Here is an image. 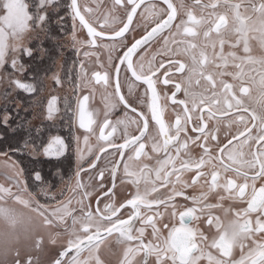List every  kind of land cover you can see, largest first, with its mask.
<instances>
[{
  "label": "snow or ice",
  "instance_id": "6c2138e0",
  "mask_svg": "<svg viewBox=\"0 0 264 264\" xmlns=\"http://www.w3.org/2000/svg\"><path fill=\"white\" fill-rule=\"evenodd\" d=\"M56 6L0 0V65L11 50L24 72L16 53L33 59L25 38L49 35ZM62 10L79 61L69 136L50 128L36 147L57 163L75 157L71 195L45 188L39 170L26 177L8 155L19 145L0 152V248L11 264H32L13 247L24 213L47 234L46 264H264V0H65ZM42 71L30 65L31 80L9 83L34 94ZM97 94L102 114L88 104ZM57 103L44 105L51 127ZM0 125L17 137L25 127L7 110ZM114 233L115 262L102 249Z\"/></svg>",
  "mask_w": 264,
  "mask_h": 264
},
{
  "label": "rangeland",
  "instance_id": "374dc122",
  "mask_svg": "<svg viewBox=\"0 0 264 264\" xmlns=\"http://www.w3.org/2000/svg\"><path fill=\"white\" fill-rule=\"evenodd\" d=\"M54 3L57 4L58 1L54 0ZM52 8L51 10H54ZM60 16V15H59ZM65 16V15H64ZM57 20V16H54ZM63 17V15L61 16ZM69 22V29L70 33H67L63 36V40L66 41L64 47L67 48L68 55L71 57L70 62H68L65 66L63 61L61 60L60 56L57 57L54 63V68L52 70H49L45 74L43 86L42 88L38 90L39 83L36 84V92L34 94H27L24 93L21 90L15 89L9 81L12 78H21V79H28L31 80L30 75L28 74V57L23 54L22 49L18 50L16 53L17 59L20 64L25 66L24 72H14V70L11 67V50H9L8 58L6 60V63L3 65H0V114H2L5 110H7L10 114V119L12 120V123L16 117L24 122L25 130L22 132V135L19 137L12 135V129H5L2 125H0V138H2V134L4 132H8L11 134L10 138H13L14 141H10L8 137L6 142L0 143V152L8 151V147L11 146L13 148H17V145L19 147L15 151V154L13 152L8 151V155L12 157L13 160L17 161L19 164L20 169L24 171V175L27 177L30 175L31 170H39L43 176L44 184L43 186L45 188L51 187L52 191L57 194L59 197V192L61 188L66 189V186L68 184L69 177H71L72 173L75 171V157L72 156L71 162H65L64 160H61L59 163H57L55 158H48L44 157L42 153L40 152L39 148L36 147V145L39 144V140L37 134L38 133H47L45 136V139H47L49 133V129L51 128L52 134H59L53 131L54 127H51L52 122L46 121L44 116V105L47 103V99L50 95H56L58 98L57 107L59 109V112L56 115V121H59L63 117L62 110L65 109L64 101H66V98L74 102V85H75V68L74 65L76 64V58H75V50L72 46L71 41V33H72V21L70 17H67ZM48 27V25H47ZM32 38L28 39L25 38V42L33 49L34 53L41 54L39 51L40 43L42 39H44L45 34L43 32H40L38 35L30 33L29 34ZM48 44V43H47ZM46 44V45H47ZM44 50V49H43ZM74 51V55L72 52ZM36 57V56H33ZM25 61V63H24ZM42 67H44V62L40 64ZM66 71H72L70 74L64 73ZM55 73L58 74L61 77L62 85L57 86L53 80L50 79L51 75ZM15 97V99H14ZM20 97L22 99L20 100ZM13 98L14 102L12 103V107L14 108V111H17V115L14 117V114L12 113V110L8 108V104L12 101L10 100ZM42 101V103H41ZM66 116V115H65ZM67 119V116H66ZM44 123L43 128L40 130L39 127L42 126V123ZM38 123H41V125H38ZM70 123V121H69ZM62 124L65 125V121L62 122ZM17 125V122L16 124ZM30 129V131H29ZM65 137L63 134H59ZM13 136V137H12ZM27 140V145L25 146L24 141ZM35 140V143H34ZM23 146V150H20V147ZM36 148L35 151L33 149ZM31 157V158H29ZM0 159H3V157H0ZM62 172V175L60 174ZM5 178L3 175H0V182H3ZM29 184H31V180L29 179ZM38 190V188L36 189ZM0 232H2L0 230ZM2 249V248H0ZM9 256V253H8Z\"/></svg>",
  "mask_w": 264,
  "mask_h": 264
},
{
  "label": "flooded vegetation",
  "instance_id": "af4514ba",
  "mask_svg": "<svg viewBox=\"0 0 264 264\" xmlns=\"http://www.w3.org/2000/svg\"><path fill=\"white\" fill-rule=\"evenodd\" d=\"M98 2L106 3L107 0H98ZM192 2L193 0H185V3H188V4H191ZM75 58H76V64L79 63L76 51H75ZM80 59H83L87 62V57H84L83 55L80 56ZM75 75H76V71H75ZM74 101H75V96H74ZM88 104L93 109L95 108L101 109V114H102L103 105L100 102L99 94H97L95 99H92L90 97ZM101 166H103V161H101ZM92 183H95V181H92ZM126 191H127L126 189L122 191L118 186L117 187V197L118 198L122 197L124 194H126ZM65 193L68 195H71L67 186L65 189ZM0 230L1 231L5 230V225L2 222H0ZM16 231L20 239L17 244L13 245V247H16L19 249L20 251L19 258L23 261L24 259H26L27 256H31L32 264H46L47 258L51 254L53 249L47 243V234L43 232L39 224L34 219L28 220L27 214L24 213L22 214L20 223H18L16 227ZM37 235H43L45 237L44 242L41 245V248L39 249L35 247V236ZM117 237H118V234H115V233L112 234L110 237L106 238L105 243L102 246L104 255L108 259H111L113 262L117 261L118 258L122 255L123 246L117 242ZM8 253H9V256L8 254L7 256H5L3 250L0 249V264H11V262L15 259L11 255V251H9Z\"/></svg>",
  "mask_w": 264,
  "mask_h": 264
},
{
  "label": "trees",
  "instance_id": "16d2710c",
  "mask_svg": "<svg viewBox=\"0 0 264 264\" xmlns=\"http://www.w3.org/2000/svg\"><path fill=\"white\" fill-rule=\"evenodd\" d=\"M58 3L56 4L57 6L55 7L54 10H51V12L49 13V16H50V19L48 21V29H49V35H45L44 39H42L41 43L39 44L40 45V48L41 49H44L45 50V55H41V54H38V53H34V56L36 57H33V59H28V66L30 65H34V64H37L39 63V65L44 62V67H41L42 70H46V71H42L41 72V82L39 83L38 85V90L40 89V87L42 88L43 86V81H44V77H45V74L49 70H52L54 68V63H55V60L57 59L58 56H60L61 60L63 61L64 63V66L70 62V59L71 57H69L68 55V51H67V48L64 47L65 45V42L62 38L65 34L67 33H70V29H69V22L67 24V17L65 15V11L62 10L64 4H65V0H57ZM60 15V17L63 15V17H65V19L62 21V22H58V20L55 19L54 16H57ZM65 15V16H64ZM50 36H56L58 37V40H52L50 38ZM48 43V44H47ZM47 44V45H46ZM72 54L74 55V51L72 52ZM25 63V61H24ZM65 70V69H64ZM69 72V73H68ZM64 73H68L70 74L71 71H64ZM15 99V97H14ZM22 99V97H20V100ZM10 100H12L9 104H8V108H10V110H12V113L14 114V117L16 116L17 114V111H14L13 109L14 108H11L12 107V103L14 102L13 98H11ZM64 104H66V101H64ZM63 112V117L57 121L53 131L56 132V133H59V134H63L65 135V137H68L69 136V132H68V129L65 127L64 124H62L63 121L66 120V116H65V109L62 110ZM17 115H21V114H17ZM17 122V125L20 124L21 120H19L17 117H16V121L14 119L13 121V124L15 125ZM42 123V126L39 127L40 130L43 128V125L44 123ZM41 123H38V125H41ZM25 130V127L21 129V133ZM43 135L41 136V132L37 134L38 136V139L37 140H40V139H45V136L47 133H42ZM45 135V136H44ZM8 137L9 139V142L10 141H14L13 138H10L11 134L8 133V132H4L2 134V138H0V143L1 142H6L7 141V138ZM23 146L20 147V150H23ZM28 156V155H27ZM29 157V156H28ZM71 155L67 157V159H64L65 162H71L72 159H71ZM31 158V157H29Z\"/></svg>",
  "mask_w": 264,
  "mask_h": 264
}]
</instances>
